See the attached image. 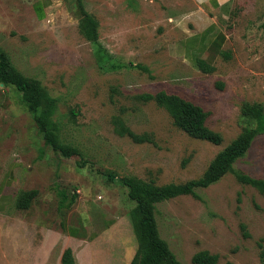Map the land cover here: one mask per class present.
<instances>
[{"label": "rangeland", "instance_id": "obj_1", "mask_svg": "<svg viewBox=\"0 0 264 264\" xmlns=\"http://www.w3.org/2000/svg\"><path fill=\"white\" fill-rule=\"evenodd\" d=\"M82 3L98 22L99 46L80 34L68 0H0V49L56 100L49 126L78 154L64 158L46 145L21 93L4 87L0 264H60L66 249L74 264H130L139 238L128 182L159 188L199 179L220 151L254 128L247 108L264 106V0H240L221 24L225 42L221 53H208L210 73L171 50L170 18L184 0ZM159 92L201 107L222 143L188 136L165 109L140 98ZM115 121L148 141L120 135ZM233 169L264 181V134ZM31 190L37 196L29 208H17L18 196ZM61 193L76 196L70 208H59ZM196 195L156 205L159 237L175 259L193 264L207 251L217 264H264V194L227 173Z\"/></svg>", "mask_w": 264, "mask_h": 264}, {"label": "trees", "instance_id": "obj_2", "mask_svg": "<svg viewBox=\"0 0 264 264\" xmlns=\"http://www.w3.org/2000/svg\"><path fill=\"white\" fill-rule=\"evenodd\" d=\"M68 1L71 3L72 9L75 10V14L78 15L80 34L88 42L99 46V25L96 19L85 11L82 0ZM34 11L40 18L41 6L39 4L34 6ZM218 53H221V50ZM194 65L202 72L210 73L212 71L206 60L197 59ZM135 67L148 72L143 66L137 65ZM0 84L3 87L13 86L21 93L22 103L31 115L46 145L64 158L78 155L75 150L63 146L52 127L49 126L48 121L56 111V100L50 98L36 82L22 77L12 65L8 55L1 49ZM140 98L144 102L153 101L165 109L173 125L188 136L213 145H220L222 143L221 135L207 127V113L201 107L177 95H169L165 92H159L155 95H143ZM247 112L254 122V128L244 130L235 140L220 151L199 179L159 188L145 185L133 186L131 182H128L127 185L130 186L129 197L136 202V227L139 238L137 250L130 264H181L170 252L167 244L159 237L154 215L158 203L180 196H193L197 198L196 190L207 189L219 182L227 173H233L239 183L251 186L264 194L263 180L251 178L233 169V165L246 155L253 139L257 135L264 134V106L259 104L250 106L247 108ZM115 126L117 127L116 131L120 135L125 134L135 142L148 141L146 137L136 136L131 133L119 121H115ZM36 196V190L23 192L17 198V208L28 209ZM60 197L59 208H70L76 200L75 195H71L68 198L61 193ZM242 228L245 229L244 226ZM244 236L247 237V234H244ZM217 261L218 256L209 254L207 251L196 253L192 258L193 264H217ZM60 264H74L71 249H66L63 252Z\"/></svg>", "mask_w": 264, "mask_h": 264}, {"label": "crops", "instance_id": "obj_3", "mask_svg": "<svg viewBox=\"0 0 264 264\" xmlns=\"http://www.w3.org/2000/svg\"><path fill=\"white\" fill-rule=\"evenodd\" d=\"M240 0H184L176 17L175 43L171 50L184 61L206 60L211 49L219 52L225 42L222 23L233 14ZM4 87L0 86V110L7 106Z\"/></svg>", "mask_w": 264, "mask_h": 264}, {"label": "water", "instance_id": "obj_4", "mask_svg": "<svg viewBox=\"0 0 264 264\" xmlns=\"http://www.w3.org/2000/svg\"><path fill=\"white\" fill-rule=\"evenodd\" d=\"M0 86H3L2 84H0Z\"/></svg>", "mask_w": 264, "mask_h": 264}]
</instances>
